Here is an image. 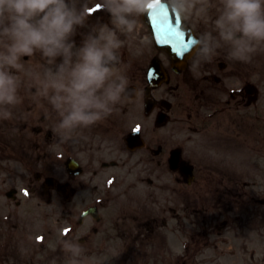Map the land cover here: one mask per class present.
Here are the masks:
<instances>
[{"label":"flooded vegetation","instance_id":"flooded-vegetation-1","mask_svg":"<svg viewBox=\"0 0 264 264\" xmlns=\"http://www.w3.org/2000/svg\"><path fill=\"white\" fill-rule=\"evenodd\" d=\"M211 3L206 19L194 11L173 17L184 24L186 55L160 49L143 15L132 34L119 33L130 99L71 138L55 128L58 116L38 78L26 81L30 87L21 88L13 115L0 122V223L28 229L31 207L40 200L46 219L66 229L69 248L80 246L93 255L108 253L107 246L118 239L155 245L167 233L162 222L175 237L189 238L181 256L172 249L176 264L219 261V247L194 245L217 246L210 237L223 242L219 230L235 229L241 216L226 219L223 227L216 225L218 217L194 216V186L213 185L220 176L222 197L232 196L230 203H236L241 158L264 157L257 148L259 128H264V88L258 87L264 81V47L250 60L236 61L227 59L224 46L212 61L196 63L190 55L193 41L212 30L220 10V0ZM93 17L108 20L102 9ZM41 64L51 67L47 59ZM235 161L238 166L225 163ZM188 166L196 184L188 185L182 175ZM164 201L172 213L170 224L152 217ZM209 251L215 253L211 259ZM251 259L258 264L254 255Z\"/></svg>","mask_w":264,"mask_h":264},{"label":"clouds","instance_id":"clouds-1","mask_svg":"<svg viewBox=\"0 0 264 264\" xmlns=\"http://www.w3.org/2000/svg\"><path fill=\"white\" fill-rule=\"evenodd\" d=\"M148 0H0V120L20 103L22 58L39 52L48 65L38 75L40 90L57 114L55 128L71 138L110 116L130 99L125 41L145 14ZM174 14L211 15V0H163ZM99 5L107 15L91 17ZM211 31L193 41L196 61L210 62L227 46V59L248 61L264 47V0H220ZM79 38V39H77ZM80 264V246L65 249Z\"/></svg>","mask_w":264,"mask_h":264},{"label":"rangeland","instance_id":"rangeland-1","mask_svg":"<svg viewBox=\"0 0 264 264\" xmlns=\"http://www.w3.org/2000/svg\"><path fill=\"white\" fill-rule=\"evenodd\" d=\"M95 7V6H94ZM93 8V7H92ZM90 8V10L92 9ZM89 10V11H90ZM40 55V54H39ZM258 186L256 188H253L251 190L252 196H255V198L264 197V174L259 175L257 177ZM37 205L33 207V223H34V229H33V243L32 244H26L27 246L26 251L29 253L27 260L31 261V256H33L34 263L32 264H69V261L71 259V255H68L65 253V255H55L53 254L52 250V244L49 242L50 248H47L43 246V242H45L46 235L44 234V231L48 229V226H46L44 220H43V210L39 207H36ZM253 215L257 217L258 221H261L263 223L258 224V233L256 237V244H255V250L257 253V257L264 258V210H260L257 212H254ZM45 227V228H44ZM262 227V228H261ZM18 228L20 229V225L18 224ZM25 231V230H23ZM59 238V235H57L55 241ZM54 241V243H55ZM55 245V244H54ZM254 248V247H253ZM148 250H152V248H148ZM24 252V251H23ZM25 257V256H23ZM119 256H112L111 260L108 259V257H105L103 255L100 256H78L80 264H107L110 263H123L124 257ZM155 257H158L159 264H170L169 257L165 253L156 252ZM154 258H145L143 256L141 257H130L127 263L130 262H144L145 264H152L154 262ZM23 261L25 262V259L23 258Z\"/></svg>","mask_w":264,"mask_h":264}]
</instances>
